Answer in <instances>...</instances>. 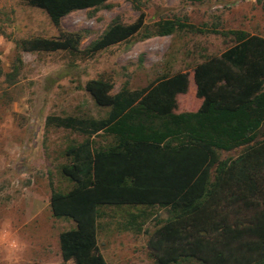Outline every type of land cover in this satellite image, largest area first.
<instances>
[{
	"label": "trees",
	"instance_id": "obj_1",
	"mask_svg": "<svg viewBox=\"0 0 264 264\" xmlns=\"http://www.w3.org/2000/svg\"><path fill=\"white\" fill-rule=\"evenodd\" d=\"M21 1L46 11L59 29L54 37L17 40L24 51L90 55L137 35L178 31L233 37L220 54L193 67L200 99L195 110H176L177 96L189 87V71L183 70L117 92L110 79L90 78L84 88L109 107L105 116H46L47 126L86 135L67 145L69 160L58 165L72 186L56 188L49 172L53 215L76 223L59 234L63 259L72 260L67 264H109L98 243L103 207L126 205L143 206L128 210L123 222L139 232L149 208L167 209L148 239L157 264H264V36L173 17L149 22L133 0L140 9L133 22L114 20L81 49L83 34L62 29V18L107 0ZM101 134L111 140L98 144L95 136ZM240 146L237 156L220 158L219 150Z\"/></svg>",
	"mask_w": 264,
	"mask_h": 264
},
{
	"label": "rangeland",
	"instance_id": "obj_2",
	"mask_svg": "<svg viewBox=\"0 0 264 264\" xmlns=\"http://www.w3.org/2000/svg\"><path fill=\"white\" fill-rule=\"evenodd\" d=\"M136 1L149 22L173 17L264 36V0ZM140 9L133 0H107L96 8L68 13L61 27L80 31V47L85 49L111 22L131 23ZM58 34L43 9L21 0H0V264L72 262L63 259L59 234L76 223L53 215L49 172L56 188H70L72 183L59 173L58 165L69 160L67 145L83 141L86 135L47 126V115L105 116L109 107L97 104L84 88L90 78L110 79L112 92H117L124 85L140 88L183 70L189 71V87L177 96L176 110H195L200 99L195 94L193 67L233 43L231 35L178 31L146 39L137 35L90 55L24 51L17 45L21 38ZM95 140L102 144L111 137L101 134ZM243 149L219 150L220 158L235 157ZM142 207H103L98 243L109 264H157L148 239L158 219L169 213L165 208H149L142 231L124 228L127 211L138 212Z\"/></svg>",
	"mask_w": 264,
	"mask_h": 264
}]
</instances>
